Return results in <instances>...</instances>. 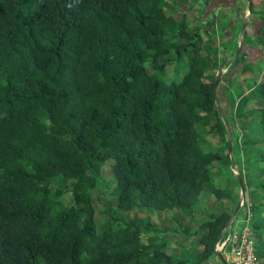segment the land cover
<instances>
[{"label": "trees", "instance_id": "trees-1", "mask_svg": "<svg viewBox=\"0 0 264 264\" xmlns=\"http://www.w3.org/2000/svg\"><path fill=\"white\" fill-rule=\"evenodd\" d=\"M171 4L0 0V264H210L217 256L231 212L198 225L197 258L175 260L154 236L142 243V228L157 230L150 223L96 230L90 190L109 159L119 209L193 215L203 192L230 196L212 173L229 153L204 150L200 137L208 127L228 148L213 95V70L228 55L217 58L209 36L202 45L197 28L166 13ZM170 63L183 69L178 80L167 76ZM254 91L260 105L247 109L240 95L231 118L250 119L236 137L244 202L233 221L245 225L250 212L264 264V78Z\"/></svg>", "mask_w": 264, "mask_h": 264}, {"label": "rangeland", "instance_id": "rangeland-1", "mask_svg": "<svg viewBox=\"0 0 264 264\" xmlns=\"http://www.w3.org/2000/svg\"><path fill=\"white\" fill-rule=\"evenodd\" d=\"M169 2H172V4L170 8L166 9V13L172 14L178 22L186 21L191 32H195L197 28L202 45L206 43L209 36L217 58L221 59L223 56L228 55L218 69L217 67L214 68L213 76L216 78L219 75L215 90V102L226 120L227 137L228 132L232 131V139L230 136L231 146L229 147L228 144V148H226L217 133H210L208 127L200 130V137L204 150L218 149L224 156L227 152L229 153L230 161L228 165L215 162L212 165V173L215 183L226 191L228 190L230 196L215 199L207 192H203L193 215L179 210L159 211L143 206L129 211L119 209L116 206L115 195L112 193L116 186V179L110 172L112 159L107 160L102 166L100 179L95 187L90 190V193L95 206L97 232L101 231V226L106 221H112L115 225L130 222L141 227L149 223L153 224L157 228L156 231L142 228L141 242L147 243L150 237L154 236L157 241H154L153 244L165 242L170 251H173L175 260H177L190 257L197 258L196 253L200 252V247L197 244L198 234L200 233L198 225L212 215L221 212L232 213L236 208L240 195H242L240 194L237 175H239L245 156L239 151V142L236 137L238 133L241 134L239 127H243L250 119L232 121L231 118L234 114L235 102L239 100L240 95L249 100L246 104L247 109L256 107L262 102L253 97L256 93L254 91L255 85L264 78V33H262L264 24L259 23L255 29V37H252V34L248 32L244 25L246 15L244 14L242 17V14H235L234 8H227L225 4H219L220 0H213L211 5L209 0H169ZM245 2L246 0H238L237 4L241 10L245 9L246 11ZM253 2L254 12L251 16L264 20V0H253ZM239 42L242 43V48L237 53ZM247 45L261 49L263 54L260 60L256 62L252 59L256 55H251L249 59L248 56L243 54V49ZM226 52H229V54H226ZM147 68L152 72L149 66ZM177 69L172 63L168 64L166 67L167 76L173 77L176 75L177 77L174 79L178 80L182 76L183 69L179 70V67ZM238 191L239 197H237ZM64 199L66 204L72 202L69 193L64 194ZM241 217L242 212L239 209L234 219L237 220ZM188 263L195 264L192 261H188ZM210 264H223V262L217 256H213Z\"/></svg>", "mask_w": 264, "mask_h": 264}, {"label": "built area", "instance_id": "built-area-1", "mask_svg": "<svg viewBox=\"0 0 264 264\" xmlns=\"http://www.w3.org/2000/svg\"><path fill=\"white\" fill-rule=\"evenodd\" d=\"M243 202L240 203V206ZM247 206H250L248 202ZM245 225L239 227L238 221H231L227 234L217 240L215 251L220 254L223 264H258L255 241L249 225L251 214L247 211ZM225 230V231H226Z\"/></svg>", "mask_w": 264, "mask_h": 264}, {"label": "water", "instance_id": "water-1", "mask_svg": "<svg viewBox=\"0 0 264 264\" xmlns=\"http://www.w3.org/2000/svg\"><path fill=\"white\" fill-rule=\"evenodd\" d=\"M247 9H248V13L250 14V13H251V9H250V1H249V0L247 1ZM246 21H247V17H246V19L244 20V24L246 23ZM238 44H239V45H238V51H237V53L240 51V47H241V44H242V43L239 42ZM221 74H222V73H221ZM218 81H219V75L215 78L214 85H213V95H214V96H215V90H216V86H217ZM216 108H217V106H216ZM217 111H218V113L220 114V117H221L223 123L225 124L226 129L228 130L227 123H226V120H225L223 114L221 113V111H220L219 108H217ZM228 143H229V146H231V140H230V133H229V132H228ZM237 181H238V184H239V187H240V193L243 195V185H242V180H241L240 176H238V175H237ZM241 197H242V196L239 197V200H238V202H237L236 208H235L234 211L231 213L230 218H229L227 224L225 225V227L223 228V230L221 231L218 240L222 237V235L224 234L225 230L229 227V225H230V223H231L233 217L235 216V214H236L237 211L239 210L240 203H241V199H242ZM217 255L220 256L219 253H217Z\"/></svg>", "mask_w": 264, "mask_h": 264}, {"label": "flooded vegetation", "instance_id": "flooded-vegetation-1", "mask_svg": "<svg viewBox=\"0 0 264 264\" xmlns=\"http://www.w3.org/2000/svg\"><path fill=\"white\" fill-rule=\"evenodd\" d=\"M240 1V0H239ZM247 1L248 0H246V2H245V7H246V11H247ZM209 2H210V5H211V3L213 2V0H209ZM237 2H238V0H220V2H219V4H225L226 5V7H228V8H234V10H235V14H242V17L244 16V14L246 15V17H247V20L248 21H246V23L244 24L245 25V28H247V30H248V32L250 33V34H252V37L254 36L255 37V29L257 28V26L259 25V23H263V20H260V19H258V18H254V17H252L251 15H252V13H250V14H248L249 16H247V14H246V11H245V9H243V10H241V8L238 6V4H237ZM251 4V3H250ZM245 11V12H244ZM252 30V32H250ZM241 48H242V45H241V47H240V51H241ZM244 50V49H243Z\"/></svg>", "mask_w": 264, "mask_h": 264}, {"label": "crops", "instance_id": "crops-1", "mask_svg": "<svg viewBox=\"0 0 264 264\" xmlns=\"http://www.w3.org/2000/svg\"><path fill=\"white\" fill-rule=\"evenodd\" d=\"M227 8H228V7H227ZM246 13H248V11H247ZM248 16H249V15H248ZM250 32H252V30H251ZM241 45H242V44H241ZM243 54L246 55V56H248L249 59H250V56H251V55H252V56L256 55V57H254V58H252V59H253L254 61L257 62L258 60L261 59L263 52L261 51L260 48H257V47H250V46L247 45V46L244 48V50H243Z\"/></svg>", "mask_w": 264, "mask_h": 264}, {"label": "clouds", "instance_id": "clouds-1", "mask_svg": "<svg viewBox=\"0 0 264 264\" xmlns=\"http://www.w3.org/2000/svg\"><path fill=\"white\" fill-rule=\"evenodd\" d=\"M247 11H248V9H247ZM244 12H245V11H244ZM248 14H249V13H248ZM248 14H247V15H248ZM240 194H241V193H240ZM240 196H242L241 202H244V197H243V195H240ZM240 207H241V206H240ZM240 207H239V208H240ZM232 221H233V219H232ZM217 257L221 260V257H220V256L217 255Z\"/></svg>", "mask_w": 264, "mask_h": 264}]
</instances>
